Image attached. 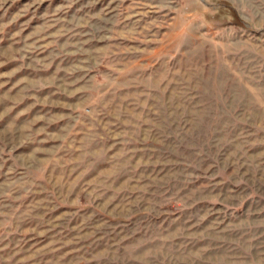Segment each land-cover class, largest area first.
Here are the masks:
<instances>
[{
  "label": "rangeland",
  "instance_id": "1",
  "mask_svg": "<svg viewBox=\"0 0 264 264\" xmlns=\"http://www.w3.org/2000/svg\"><path fill=\"white\" fill-rule=\"evenodd\" d=\"M0 264H264V0H0Z\"/></svg>",
  "mask_w": 264,
  "mask_h": 264
}]
</instances>
